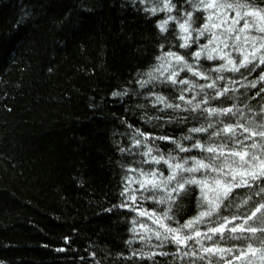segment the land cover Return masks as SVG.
I'll use <instances>...</instances> for the list:
<instances>
[{"label": "trees", "instance_id": "16d2710c", "mask_svg": "<svg viewBox=\"0 0 264 264\" xmlns=\"http://www.w3.org/2000/svg\"><path fill=\"white\" fill-rule=\"evenodd\" d=\"M240 2L251 5L245 11L264 9L259 0ZM163 3L164 0H145L144 4L140 0L135 4L132 0H0V264H191L193 260L208 264V260L196 257L178 258L184 251L200 252L193 241L186 247L182 245L179 252L172 243L158 246L161 241L154 233L160 230L159 225L131 207H119L126 200L120 193L127 178L141 179L138 172L130 169H139V161L150 158L143 155L149 148L153 149L152 155L178 154L171 140L153 137L168 136L180 141L190 128L214 122L200 117L186 124L165 123L173 115L171 110L165 115L152 108L151 101L144 99L149 95L145 90L140 96L132 94L138 88L135 81L143 78L136 74L157 63L161 44L165 52L185 55V50L171 47L182 42L179 24L170 21L168 31L161 32L159 23L168 19L169 13L153 15L145 11V7H161ZM171 3L179 9L171 15L183 23L180 18L185 11L192 12L191 4L187 0ZM192 4L199 8V0H192ZM193 15L208 14L198 11ZM202 23L203 19H198L193 26L200 27ZM222 31L217 29V34ZM246 34L258 35L254 30ZM201 43L207 40L201 38ZM195 50L194 46L192 51ZM201 63L210 68L219 62H205L202 58ZM261 74L264 66L248 75V81L258 80ZM225 75L240 80L238 75ZM179 78L191 79V73L182 72ZM197 82L204 83L199 78ZM262 86L264 82L244 95L245 89L237 84L236 92L208 106L234 105L242 114L225 119L224 124H236L239 119L256 130L248 121L255 119L256 124H264V116L259 115L264 99L256 96ZM125 89L129 95L112 96ZM154 91L168 96L170 101L179 96L176 88ZM152 117L160 119L145 122ZM137 129L147 136V140L136 137L141 141L139 145L133 140ZM211 131L193 134L192 141L180 142L185 147H191L195 140L205 147L219 144L209 139ZM253 140L261 143L258 137ZM253 140L246 143L250 145ZM120 148L131 152L121 153ZM230 149L231 144L225 151ZM235 150L240 151L239 147ZM187 155L203 159L208 154L193 150ZM152 167L168 175L163 162ZM143 168L145 172L151 170L148 165ZM138 187L137 183L131 185ZM236 192L240 199L248 195L243 188ZM133 194L141 211L162 215L166 206L141 200L139 192ZM199 196L196 188L192 198L182 202L183 208L173 209L181 224L201 210L197 206ZM243 211L234 208L232 214L241 215ZM222 214L230 215L227 211ZM238 223L213 234L212 240H202L204 247L233 249L213 254L212 264H264V236L259 232L254 237L244 233L248 239H236L239 229L231 233L230 228ZM197 230L207 232L208 226L201 225ZM61 248L65 251H57ZM153 252L169 255L141 258V253Z\"/></svg>", "mask_w": 264, "mask_h": 264}, {"label": "snow or ice", "instance_id": "6c2138e0", "mask_svg": "<svg viewBox=\"0 0 264 264\" xmlns=\"http://www.w3.org/2000/svg\"><path fill=\"white\" fill-rule=\"evenodd\" d=\"M136 2L137 0H132L133 4ZM187 2L191 4L193 10L182 14L180 19L184 21L183 23L171 15L174 10H179L177 5L171 3V0H164L161 7H145V11L153 15L157 12L167 11L169 13L168 19L159 23L161 32L168 31L167 26L170 21L179 24L182 42L171 47L185 50V55L171 50L165 52L163 51L164 45L161 44L159 46L161 54L155 58L157 63L152 65L148 71L136 74L143 78L135 81L138 88L132 94L140 96L143 94L141 90H145L149 95L144 99L151 101L152 108L165 115H168L171 110L173 115L165 121L168 124L173 122L186 124L200 117L214 120L207 126L190 128L189 134L182 136L180 141H192L193 134L208 133L209 129H212L209 139H216L220 143L205 147L199 140H195L191 143V147H185L180 141L168 136L153 137V139L162 141L171 140L176 145L178 154L173 155L169 152L167 156L162 153L152 155L153 149L149 148L143 155L150 158L139 161L141 165L139 169H130V171L138 172L141 179L127 178L124 191L120 193L122 197H126V200L119 207H131L133 211H138L139 215H147L153 219V222L160 228L154 233L156 239L161 241V245L158 246H162L164 242L172 243L176 245L179 252L180 247L182 245L186 247L189 241L199 245L200 252L184 251L178 257L179 259L183 260L184 256L196 257L200 261L208 260V264H212L213 254L232 252L233 249L204 247L202 240H212L213 234L223 233L234 222L239 221L236 226L230 228L231 233H237L239 229L240 234L236 236V239H248L249 237L244 236V233H251L254 237L259 232L264 236V124H256L255 119L249 120L248 124L255 125L256 130H251L249 126L240 123L239 119L236 124H224L225 119L241 115L242 110L234 105L226 108L208 106L211 102H220L221 97L236 92L235 85L237 84L245 89L243 94L246 95L247 90L257 89V85L264 82V74H261L258 80L248 81V75L264 66V9L245 11V9H250L251 5L241 3L240 0H233V2L199 0V8L196 4H192V0H187ZM255 2L256 0H253V3ZM140 3L144 4L145 0H140ZM259 3L264 4V0H259ZM198 11L208 15L194 17L193 14ZM232 13L234 15H231ZM198 19H203V23L200 27H194ZM23 22L22 19L20 24ZM217 29H223V31L218 35ZM250 30H254L258 35H247L246 33ZM201 38L206 39L207 43H201ZM194 46L196 50L192 51ZM202 58L205 62L218 61L219 63L215 67L204 68L201 63ZM182 72L191 73V79H180ZM225 73L238 75L240 80L232 78V75L226 76ZM197 78L204 83L197 82ZM241 80L247 82L241 84ZM221 82L225 83L221 86ZM156 88L162 90L176 88L179 96L178 98L172 97L170 101L168 96L154 91ZM127 95H129L127 89L123 92L112 93L113 97L120 98ZM256 96L264 99V86L256 91ZM197 97L201 99L198 100ZM135 107L147 106L136 105ZM181 112L188 113V115H180ZM259 115L264 116V108L261 109ZM148 119L159 120L160 117L147 118L145 122H148ZM138 136H144L147 140V136L137 129L133 136L135 145L141 143L139 139H136ZM256 137L261 143L254 142L253 138ZM249 140H253L250 145L246 143ZM229 144H231V149L226 152ZM237 147L240 151L235 150ZM193 150H199L208 155L203 159L188 156L187 154ZM125 151L131 152V149L120 148L121 153ZM161 162L166 166L167 176L164 175V171L152 167L161 165ZM144 165H148L151 170L145 172ZM134 183L139 184V187L131 188ZM196 188L200 192L197 206L201 210L195 217L181 224L179 219H176L173 209L183 208L182 202L190 200ZM242 188L248 193L245 199H240L236 192L237 189ZM135 192L140 193L141 200H152L157 205L166 206L162 210V215H157L155 211H141L136 203L137 197L133 194ZM236 200H240V203H236ZM127 201H131L132 204L129 205ZM234 208L237 211L241 209L244 211L241 215H235L232 214ZM107 211L111 212L112 209ZM225 211L230 215H223ZM172 223H175L176 227H172ZM252 223H260L262 226L252 227ZM201 225H207L208 231L203 233L198 231ZM132 231L135 233L136 228L134 227ZM186 232L192 235L183 234ZM141 239L144 237L141 236ZM249 250H252L251 245H249ZM57 251L63 252L65 249L61 248ZM205 253L207 255H204ZM92 255L95 256V253ZM133 255L135 256L136 253ZM156 255L167 256L169 253H141V258L147 256L148 259H154ZM81 261H84L83 257ZM191 264H196V261L193 260Z\"/></svg>", "mask_w": 264, "mask_h": 264}]
</instances>
